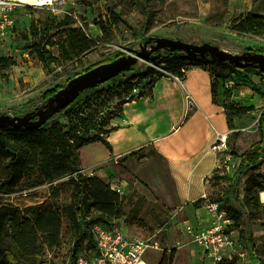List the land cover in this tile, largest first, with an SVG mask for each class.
I'll return each instance as SVG.
<instances>
[{
  "label": "rangeland",
  "instance_id": "1",
  "mask_svg": "<svg viewBox=\"0 0 264 264\" xmlns=\"http://www.w3.org/2000/svg\"><path fill=\"white\" fill-rule=\"evenodd\" d=\"M112 10L119 14L115 20L110 17ZM252 11L264 16V0H53L44 5L20 7L15 13L13 35L2 45L0 52V116L41 113L50 107V104H43L44 97L59 86H67L68 78L73 74L103 59L112 60L118 53H122L123 57L136 54L145 46L149 49L161 37L198 45L211 43L234 54L264 55V31L251 33L235 28L238 18ZM66 15L73 17L74 27H83L97 40L89 49L76 53L71 49L70 42H65V28H60L59 24ZM107 21L111 23L104 33L101 23ZM32 27L38 29V37L33 34ZM40 50L50 55L46 61L41 59ZM167 51L169 49H162L152 55L156 57ZM180 51L158 67L174 73L172 66L177 64L187 69L203 66L199 57L190 58L186 51ZM4 59H8L10 64ZM224 64L232 65L231 62ZM153 65L157 64L151 58L140 59L132 69L103 83L98 89L82 91L72 106L56 111L46 122L49 136L58 144L61 131L73 126L88 131L89 135L97 133L82 127L77 115L99 125L106 123L109 127L114 118L122 115L126 102L144 95L152 96L153 87L143 88L136 95L128 93V72L141 70L158 80L169 78ZM213 65L217 67V61ZM248 67L249 71H264L261 64L251 63ZM5 136L9 144L22 154L21 164L17 167L22 179L15 186L1 188V183L9 178L13 164L11 156L0 149V206L21 211L34 206L50 207L61 214V244L50 249L40 237L36 240V249L43 264H72L77 253L86 252L93 245L88 237L79 236L71 217L77 204L75 170L78 168L85 175L101 178L111 187L127 180L124 183L125 193L121 194L122 215L110 218L108 223L130 236L150 237L158 254L168 251L165 264H174L178 249L167 246L168 230L176 237L190 235L181 229L183 219L180 216H177L179 221L173 219L165 208L166 200L167 203L171 200L172 187L167 166L154 151L134 155L125 168L113 171L111 167L118 165L100 163L92 167V172L89 166L92 151L86 148L90 144L77 150L78 161L73 166L69 159L56 161L46 156L45 146L25 133L9 130ZM95 157L101 159L102 154L98 151ZM228 162L230 170L221 160L220 172L211 178L212 184L218 187L213 198L224 204L229 201L233 209L240 213L239 222L232 225L239 234L237 247L253 251L257 255L256 264H264L262 191L254 192L252 199L246 200L251 177L255 176L264 183V176L259 172L261 164L240 168L239 164ZM83 205L87 217L97 219L94 210H88L85 200ZM151 220L156 224H152ZM16 264L22 263L17 261Z\"/></svg>",
  "mask_w": 264,
  "mask_h": 264
},
{
  "label": "crops",
  "instance_id": "2",
  "mask_svg": "<svg viewBox=\"0 0 264 264\" xmlns=\"http://www.w3.org/2000/svg\"><path fill=\"white\" fill-rule=\"evenodd\" d=\"M183 72L180 81L161 78L154 83L152 96L144 95L124 104L122 115L114 118L107 127H116L106 135L112 150L102 143L86 148L92 151L89 162L92 172V167L100 163L118 165L111 167L113 171L125 168L134 155L154 151L167 166L172 197L164 204L170 216L177 221L180 216L182 225L191 222L206 228L212 223L206 204L214 199L218 190L211 178L220 172V161L240 165V156L264 138V123L260 124L264 112V72L236 71L226 65L213 69L193 66L184 68ZM231 81L234 85L229 87ZM228 92L229 101L226 99ZM239 107L253 109L238 113ZM221 137L225 143L220 150L215 149V144L222 141ZM98 151L102 154L101 159L95 157ZM220 151H223L221 155ZM257 164H261L259 172L264 176V162ZM124 183L127 180H123L121 186L117 184L123 194ZM230 231L238 242V230L231 226ZM167 235V246L178 249L174 264H246L239 255L245 249L238 248L237 244L217 262L190 236L176 237L170 230ZM156 250L146 251V264H159L164 252L158 254ZM256 259L255 254L250 264H256Z\"/></svg>",
  "mask_w": 264,
  "mask_h": 264
},
{
  "label": "trees",
  "instance_id": "3",
  "mask_svg": "<svg viewBox=\"0 0 264 264\" xmlns=\"http://www.w3.org/2000/svg\"><path fill=\"white\" fill-rule=\"evenodd\" d=\"M110 13V17L113 20L119 17V14L114 10H112ZM74 23L75 21L73 17L66 15L65 18L60 22L59 27L65 28L63 31L64 35L66 36L65 42L69 41L71 49L76 53H80L82 50L89 49L93 44H95L97 40L91 37L83 27H74ZM109 23H111V21L101 23V29L104 33L107 31ZM235 28L242 32L260 33L264 31V16L253 11L249 12L247 15L238 18ZM32 30L36 37L40 35L37 28L32 27ZM36 44L40 45L39 43ZM176 52L181 51L169 50L166 54L158 55L155 59L157 66L159 64L169 62L172 55ZM40 53L41 59L43 61H46L47 57L50 56L48 53H45L44 50H40ZM121 54L122 53H118L112 60L103 59L102 61L93 63L82 72H78L70 76L68 81L71 78L102 63L112 62L121 58ZM196 57H199L198 60L203 62V67L209 69L214 68L213 64L215 61H217L218 66H223L225 65V62H229L221 61L219 59L216 60V58L210 57L209 55L208 57L190 55V58ZM4 60L7 62V64H10L8 59ZM231 63L232 65L230 67L232 70L237 71L249 69L248 65L242 67L240 64L233 62ZM183 69V65L180 64L172 66L173 72L179 76L184 73ZM152 70L155 71L156 69L152 68ZM128 73L130 74L127 76V86L129 90L128 93L132 92L135 87H141V84L147 79L150 81L147 83L146 87H144L145 89L153 87L154 83L158 81L157 77L152 76V74L148 76V73L142 72L141 70H133ZM121 74H123V72L119 75ZM118 76L113 77L108 81H112ZM103 83L105 82L99 83L97 86H91L85 90H96L101 87ZM63 87L64 86H59L53 89L51 93L44 97L43 104H49L50 97ZM142 90L143 88L141 87V91ZM77 99L78 97L67 107L72 106ZM226 99L228 101L230 100L229 92L226 94ZM252 109L253 107H239L236 109V111L238 113H242ZM77 117L80 120L82 127H85L87 130H96L97 133L89 135L88 131H81L80 129L78 130L75 126H73L67 131H61L60 142L57 144L55 143L54 138L49 136V129L46 128V123L37 129H30L27 127H6L0 129V149L11 156L13 164L10 176L7 180L1 183V188H5L8 185L15 186L22 179L21 171L17 168L21 164L22 154L6 140V131L11 130L18 133H25L26 135L34 138L37 143L43 144L45 146V150L48 152L46 156L56 161L60 159H69L73 166L76 165L78 161L77 150L85 145L94 142H101L108 149L112 150V145L106 138V135L115 130L116 127L112 126L107 128L106 123L99 125L91 121L89 118H85L80 115H77ZM263 123L264 112L260 117V124L263 125ZM263 153L264 138L255 143L250 150L240 156L242 158L240 168L256 165V163L260 161ZM75 177L77 204L74 205L71 217L76 225L77 230L79 231V236L82 235L83 237H88L90 241H92L93 245L90 247L91 249L95 247V241L90 227L91 223L101 221L109 224L108 221L110 218L120 217L122 215V197L115 189L111 187V185L107 184L101 178L97 176L85 175L79 168L75 170ZM263 190L264 183L255 176L251 177L248 182V194L246 196V200H251L254 196V192ZM84 200L88 204V210H94L97 219L87 217V214L85 213V207L83 205ZM211 200L219 201L223 209H225L226 204L228 209L226 208L225 210L227 212L228 218H230L234 224L239 222L241 217L240 213L233 209L229 201L224 204L219 199L214 198ZM62 224L61 214L57 210L50 207L44 208L34 206L29 208L27 211H21L11 207L0 206V264H16L17 261L21 262L22 264H43L44 261L40 258L39 252L36 249V240H38L40 237L43 244L47 245V247L50 249L59 246L61 244ZM167 252V250L164 251L163 257L159 264H165L168 254Z\"/></svg>",
  "mask_w": 264,
  "mask_h": 264
},
{
  "label": "built area",
  "instance_id": "4",
  "mask_svg": "<svg viewBox=\"0 0 264 264\" xmlns=\"http://www.w3.org/2000/svg\"><path fill=\"white\" fill-rule=\"evenodd\" d=\"M32 5L36 4L31 0H0V52L2 45L13 35L12 32L16 25V11L20 7ZM153 66L163 71L170 78L177 81L181 80V76L166 71L157 65ZM231 85H234L233 81L229 83V87ZM140 91L141 87H135L132 95L139 94ZM221 140L215 144V149H220L224 145V137H221ZM260 161L264 162V155ZM225 167L228 170L231 169V165L227 162ZM115 190L120 195L123 194L121 188L116 187ZM260 195L261 201L264 203V191ZM206 207L212 216L210 226L202 228L191 222H184L181 229L189 234L194 242L205 247L206 252L219 262L224 259L225 253L236 247L237 241L230 231L233 221L228 218L226 210L221 207L219 201L210 200ZM90 227L95 247L86 252L77 253L72 264H146L144 261L146 251L156 247L150 237L133 238L121 228L105 222H93ZM239 255L242 260L246 261V264H250V260L255 257V253H247L245 250L240 251Z\"/></svg>",
  "mask_w": 264,
  "mask_h": 264
},
{
  "label": "water",
  "instance_id": "5",
  "mask_svg": "<svg viewBox=\"0 0 264 264\" xmlns=\"http://www.w3.org/2000/svg\"><path fill=\"white\" fill-rule=\"evenodd\" d=\"M162 49H169L171 51L182 50L189 55H200L202 57H211L221 61H229L240 64L242 67L251 63L261 64L264 68V55L262 54H234L226 50L220 49L211 43H204L201 45L186 42L181 39H172L161 37L155 44H152L148 49L146 46L142 51L129 56H123L112 62L102 63L93 67L68 81L67 86L61 88L49 99L50 107L43 110L41 113L28 114L25 116H0V129L6 127L37 129L44 125L56 111L68 106L73 102L82 91L91 87L97 86L99 83L107 82L113 77L118 76L124 71L132 69L140 59L148 60L149 58L155 60L152 54ZM150 80H145L141 87L144 88Z\"/></svg>",
  "mask_w": 264,
  "mask_h": 264
},
{
  "label": "bare ground",
  "instance_id": "6",
  "mask_svg": "<svg viewBox=\"0 0 264 264\" xmlns=\"http://www.w3.org/2000/svg\"><path fill=\"white\" fill-rule=\"evenodd\" d=\"M33 1V3H35L36 5H44L45 3H48L51 0H31Z\"/></svg>",
  "mask_w": 264,
  "mask_h": 264
}]
</instances>
